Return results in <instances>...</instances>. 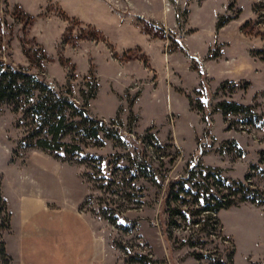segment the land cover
<instances>
[{
	"label": "rangeland",
	"instance_id": "obj_1",
	"mask_svg": "<svg viewBox=\"0 0 264 264\" xmlns=\"http://www.w3.org/2000/svg\"><path fill=\"white\" fill-rule=\"evenodd\" d=\"M0 61L108 129L44 150L25 112L42 85L0 106V264H18L13 212L55 194L90 223L94 264H264V204L201 212L218 169L264 190V0H0Z\"/></svg>",
	"mask_w": 264,
	"mask_h": 264
},
{
	"label": "trees",
	"instance_id": "obj_2",
	"mask_svg": "<svg viewBox=\"0 0 264 264\" xmlns=\"http://www.w3.org/2000/svg\"><path fill=\"white\" fill-rule=\"evenodd\" d=\"M39 85L42 84L35 76L22 75L20 71L4 69L3 62L0 61V106L6 101L18 102L22 95H27V100H29L32 91L37 89ZM41 93L42 97L25 110V112L30 111L31 114L33 113V116L40 122L39 130L35 133L36 135L34 134L36 146L44 150H62L66 148L70 144L63 142L62 137L69 132L67 129L80 132V134L89 133L90 137L96 140H100L101 133L108 130L103 122L90 116L86 109L87 102L84 104V109H79L80 107H77L74 102L66 97L58 96L55 91L48 90L45 85H42ZM220 105L227 113H248L250 109L245 105L234 102H221ZM71 116L73 119L69 121ZM216 171V177L214 176V189L216 191H213L210 188V183H208L204 196L201 197L207 204L201 208V212H217L223 208L237 206L242 202L264 204V190L257 187L252 189L250 183L246 180H233L231 184V180L224 177L220 169ZM200 175L202 177L204 173L201 172ZM209 178V175H207L203 179L208 181ZM179 194H176L177 199H181ZM253 194L260 195V199H257ZM0 205H6L1 192ZM208 217L219 223L217 215H208ZM197 223L200 222L197 221ZM3 251H5V245H3Z\"/></svg>",
	"mask_w": 264,
	"mask_h": 264
},
{
	"label": "crops",
	"instance_id": "obj_3",
	"mask_svg": "<svg viewBox=\"0 0 264 264\" xmlns=\"http://www.w3.org/2000/svg\"><path fill=\"white\" fill-rule=\"evenodd\" d=\"M60 165L50 159L40 167L52 177ZM60 198L29 195L18 217L13 212L6 249L18 264H94L99 241L90 223Z\"/></svg>",
	"mask_w": 264,
	"mask_h": 264
}]
</instances>
